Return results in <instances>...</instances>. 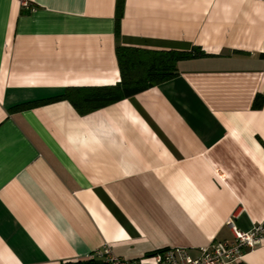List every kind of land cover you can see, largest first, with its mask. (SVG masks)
I'll return each mask as SVG.
<instances>
[{"label":"crops","instance_id":"0c3cea01","mask_svg":"<svg viewBox=\"0 0 264 264\" xmlns=\"http://www.w3.org/2000/svg\"><path fill=\"white\" fill-rule=\"evenodd\" d=\"M117 2L0 0V264L197 256L264 225V0ZM117 45L205 55L87 112L47 100L119 82ZM227 264H264V238Z\"/></svg>","mask_w":264,"mask_h":264},{"label":"trees","instance_id":"16d2710c","mask_svg":"<svg viewBox=\"0 0 264 264\" xmlns=\"http://www.w3.org/2000/svg\"><path fill=\"white\" fill-rule=\"evenodd\" d=\"M121 7L123 0H118ZM199 47L185 50H150L132 46H116V56L120 81L115 85L97 87H67L54 99H68L81 113L100 108L122 98L131 96L143 89L169 80L178 74L180 60L203 56ZM264 57V54H261ZM264 104V95H256L253 106ZM26 106L21 104L17 108ZM96 258L61 261L58 264H96Z\"/></svg>","mask_w":264,"mask_h":264},{"label":"built area","instance_id":"2783aa9c","mask_svg":"<svg viewBox=\"0 0 264 264\" xmlns=\"http://www.w3.org/2000/svg\"><path fill=\"white\" fill-rule=\"evenodd\" d=\"M232 232L229 241L220 240L199 249V254L193 256L188 248L170 246L150 251L138 259H125L113 253L110 245L105 244L96 250L89 258H102L106 264H227L241 260L242 251L255 247L264 238V225H255L248 231L239 229L228 220Z\"/></svg>","mask_w":264,"mask_h":264}]
</instances>
